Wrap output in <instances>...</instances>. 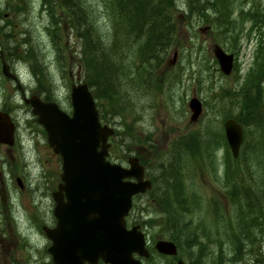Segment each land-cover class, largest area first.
Returning <instances> with one entry per match:
<instances>
[{
	"label": "rangeland",
	"instance_id": "obj_1",
	"mask_svg": "<svg viewBox=\"0 0 264 264\" xmlns=\"http://www.w3.org/2000/svg\"><path fill=\"white\" fill-rule=\"evenodd\" d=\"M192 0H190L191 2ZM28 5L25 10L22 11L21 14H16L18 1L16 0H0V41L1 44L4 43L7 37H4V32L8 31V25L13 24L16 25L14 27H10L9 31L15 36L16 39L23 36L19 33H25L24 38L28 41L27 45L31 47L32 56L38 57V55L46 61V56H48V60L52 59V74L59 79V88H55L52 92L58 99V104L69 111V90L70 86L66 85L69 83V80L74 77V80L78 82L81 77V73L78 70L77 59H79V41L75 37V34L70 33L68 30H64L62 33V39L64 43H68L69 50H72L73 53H66L65 58L62 61V64H58L55 60L56 52L54 50V44L57 42V38L53 31L57 30L56 26H59L61 21L57 22L58 17L55 16L59 14V8L56 9V12H53V15L50 16L48 11H42L40 0H27ZM259 2V3H258ZM257 2V14L256 20L261 22L264 19V0H259ZM16 3V4H15ZM254 3V1H252ZM8 4V5H6ZM236 7H240L239 4ZM235 7V8H236ZM253 5L249 6L250 10ZM185 9V8H183ZM183 9L180 11L181 14H175L174 19L176 21V28H179L183 23H190L196 20L191 19L190 13L183 12ZM189 10V8H187ZM186 10V9H185ZM237 14V13H236ZM231 16V14H229ZM180 17L181 20L178 18ZM231 17H235L238 19H242L237 15H232ZM101 18V17H100ZM100 18L98 23H100ZM98 19V15H97ZM263 24V23H261ZM206 25H198L196 29L197 34H199L200 43L202 42L203 49L206 50L202 54L203 58H207L208 70L213 73L214 81L216 86L219 84H232L235 80V76L237 72L232 73L229 78H224L218 75V65H215L212 53L211 46L214 43L220 44L224 49L225 47H230V41L222 40L220 43L216 42L212 34L209 33V30H203ZM250 24H247L244 29V34H242L241 38L236 36V39L239 41L238 45L231 46L235 47L234 51L236 54L234 55L236 58L237 66L240 67L239 76L241 77L239 84L241 83L242 77L244 73L249 69V65L251 62V50L255 46V39L253 41L247 40L245 35L248 34L250 29ZM260 36L262 37V42L264 46V24L262 25ZM54 29V30H52ZM179 41H182L181 35L178 37ZM260 39V37H259ZM8 46H12V44H8ZM230 47V48H231ZM8 50L10 48L8 47ZM264 50V49H263ZM0 51L3 54H7L6 51L2 50L0 47ZM171 56V54H170ZM264 57V52L261 53V58ZM179 56L177 57V60ZM13 63V64H12ZM11 64L12 69L14 68L20 73V79L22 82L28 80V89H30L31 82L29 81V77L27 76V70L29 68V63L23 62H15V60ZM183 63V62H182ZM184 64V70L182 79L178 83H169L162 90V98L158 99L154 97L156 100V107H149V103L145 100L139 105L137 111L134 113V116L127 118L121 125L122 122L119 119L111 120V124L116 127V129H122L127 126L133 136V140L131 143H128V150L126 153H130L133 155L140 156V159L145 158L146 161H143L144 165L147 166V170L154 171V167L156 166L155 155H160L161 152H165L168 144L174 138H178L181 135H186L188 133L194 132L196 129L204 132V130L209 127L213 130L222 129L221 116L228 115V113H236V109L234 105L226 104L223 108L220 109V113L215 112L216 104H213V98L210 95L204 96L203 89H199L200 86L196 83V79L194 80V74L192 75V79L189 78L188 70L186 69L187 64ZM1 67V66H0ZM66 68L65 71H61V69ZM172 66H168V72H172ZM263 68V67H262ZM177 74L180 72V66H178L175 70ZM13 73V72H12ZM164 74L167 71L163 72ZM69 74H71L70 79L68 78ZM162 76H164L162 74ZM3 75L0 70V103L2 104L4 100L8 102L12 106L13 116L17 121L18 125L21 127L23 132L20 135V143L24 146V156L21 154V150L19 147L9 148L8 147V161H11V165H8V169L15 171L16 169H20V175L23 176L24 186L26 187L27 183L30 189H34L35 185L40 184L45 177L43 175L44 172L50 173L51 175H58L59 170V161L50 151H47L48 147L45 143V136L42 134H37L39 132L38 126L33 122V116L28 107H26L22 101V97L19 92H15V84L9 82V80H3ZM24 79V80H23ZM3 80V81H1ZM2 85H5L3 87ZM130 86H126V89L129 90ZM39 90V89H38ZM262 90V99L264 104V83H261ZM32 91V90H30ZM126 91V90H125ZM124 91V93H125ZM130 91V90H129ZM2 92L8 93V98L4 99ZM192 95L198 96L200 99L204 100L203 104V113L195 124L189 123V110L187 107V102ZM201 99V100H202ZM100 103V102H99ZM1 108L3 105H0ZM212 108V110H211ZM262 113H264V109L262 108ZM259 130L253 129V127H249L247 132V145L245 148L253 149L256 147L252 145L257 140H264V135L262 134L261 128ZM25 129H29L28 131ZM251 131V133H249ZM149 135V142L153 143L156 147V151L154 149H149L147 146L142 145V143H138L139 141H144ZM259 144L261 142H258ZM257 144V143H255ZM259 147V146H257ZM264 151V147L262 148ZM114 152L119 155L118 151ZM5 154L4 146H0V156ZM123 154V153H122ZM224 154L223 150L217 151L218 158L222 159ZM247 159H250L248 157ZM205 166V170H203L199 176H195L192 180V183L188 180L186 184H189V187L196 188L198 191V197H193L191 193L189 194V198L192 202H198L199 208L194 209L191 212V220L195 223L204 222V226L207 230L209 239H213L214 243L210 246V251L216 252L219 250V246L222 249V253L225 254L223 256L228 257L229 253L232 254V243H231V234H235L234 229L232 228L234 225V211L235 205L229 200L226 196V193H229L228 187L226 184L219 183L216 181L213 175L209 173L207 169V161L202 160ZM158 162V161H157ZM161 162V160L159 161ZM250 162H247L246 159H242L239 162L240 167L242 168L243 179H245V183L242 180L238 179L239 185L241 187H233L235 190H231L230 194H234L237 198L239 195L251 194V196L255 195L250 189L254 186L253 178H255V174ZM126 166V162L123 164ZM3 160L0 157V188L2 189L0 197L4 195L5 198V208L8 207V211L4 210L0 205V264H52L51 258L48 253H46L45 248L48 246L47 240L45 236L38 231L36 227L37 215L42 214L43 219L46 222H51L50 216V206L48 199L42 201L40 205V196L33 190L26 189L25 191L19 190L15 184V176L12 178L10 174H4V170L2 169ZM189 167L193 169H198L199 165L192 161L189 162ZM261 172V170L259 169ZM224 166H219L218 173L223 175ZM45 173V174H46ZM41 174V176H40ZM21 177V176H20ZM40 178V181L38 180ZM47 177V176H46ZM159 178V176H157ZM260 180H258L259 182ZM8 182V191L7 184ZM14 182V184H13ZM45 182H49L48 186L55 182L52 178H48ZM260 184V183H257ZM253 185V186H252ZM247 186H252L247 187ZM189 189V188H188ZM8 192V198L6 194L3 192ZM259 197V196H258ZM262 199V197H260ZM233 204H231V203ZM8 204V206H7ZM195 204V203H193ZM262 205V209H263ZM219 207L221 208L220 213L224 215L223 224L221 227L215 226L213 222V218H218ZM148 214H145L147 216ZM14 219L13 223L9 220V217ZM226 217H230L227 219ZM233 220V221H232ZM231 221V222H230ZM150 237L149 239H161V235L155 232L154 229L147 226ZM201 237V235L199 234ZM234 236V235H233ZM259 237V236H257ZM202 238V237H201ZM203 239V238H202ZM205 239V238H204ZM200 242L204 244H208L206 240H200ZM220 243V245H219ZM219 245V246H218ZM248 246L243 245L242 251L248 256ZM205 252V251H204ZM218 252V251H217ZM248 260V258H247ZM245 263V262H243ZM247 263V261H246ZM146 264H160L159 261L157 263L152 260Z\"/></svg>",
	"mask_w": 264,
	"mask_h": 264
},
{
	"label": "trees",
	"instance_id": "obj_2",
	"mask_svg": "<svg viewBox=\"0 0 264 264\" xmlns=\"http://www.w3.org/2000/svg\"><path fill=\"white\" fill-rule=\"evenodd\" d=\"M16 1H18V5L15 13L19 15L25 10L27 3L25 0ZM185 1L183 7L189 8L188 12L197 14L204 20H207L206 15H204L206 9L216 8V5L226 2V0ZM251 1H254L252 3L254 12L250 19L256 21L254 14H257L256 0ZM41 4L42 8L45 9L44 11H48L50 16L59 8V14L55 13V16L58 17L56 21H61V23L54 27L57 33L56 31L52 32L58 39L57 50L61 53L66 49L69 50L68 43H64L62 39L64 30L75 34L79 41V59L77 62L81 68L83 79L91 89L94 98L101 102L100 106L104 115H108L109 119H119L122 122L121 125L135 113L137 105L135 103L136 97L133 94L136 93L135 89L138 90V84L142 88H150L155 80V92L161 93L160 88L163 83L161 74H163L172 48L180 47L178 50L181 59L196 69L194 70L195 77L199 78L200 72L205 67L206 59L202 57L200 51L198 52L199 49L192 38L191 44L195 48L192 51H188L187 48L181 49V41L178 39L179 28H176L174 19L177 12L176 8H179L177 0H41ZM222 5L224 6V4ZM99 18L100 23H98ZM178 18L181 20L180 17ZM214 19H212L213 22ZM188 24L191 25L192 22ZM14 26L16 25H8V32H4V37L8 39L5 40L3 48L5 50L10 48L8 50V62L33 59L31 47L27 45L28 41L24 38L25 33H19L23 36L16 39L9 31V28ZM187 30L191 35V30ZM181 38L184 39L185 36L181 35ZM8 44H12V46H8ZM263 49V44L260 45L259 43L255 52L254 67L245 74L241 84L238 85L239 75H237L235 85L223 86L220 90L215 91V100L224 99L228 105L235 106L236 113H228L225 118H234L244 127L245 133L248 132L249 127L259 130L257 127L261 128L264 124L262 113L264 104L261 90V83L264 82V57L260 61L261 53L264 52ZM165 79L167 82L172 80L170 77ZM207 79L211 80L210 76ZM207 79L205 78V84L208 83ZM126 86H130V91L126 89ZM47 97L50 95L47 94ZM218 107L222 108L220 105ZM126 127L125 125L116 132L117 138L112 145L115 151L119 153L116 157L119 160H125L126 157L130 156V153L126 152L128 143L133 140V136ZM191 139L194 141L195 136ZM183 141V138L176 139L173 145ZM203 141L210 142L216 147L222 142V138L214 130L209 129L204 134ZM246 150L247 148H242L240 158H245L251 151L247 150L245 153ZM168 152L167 163L159 171V179L155 185L156 202L162 211L147 221L156 223L151 225L155 232L174 241L178 247H181L184 230L188 228L191 222L185 219L189 211L185 203L186 196L182 184L184 173L177 164L184 157L183 153L187 151L173 146ZM228 157L230 158L229 154L226 160ZM15 172H18L17 169L11 173L15 174ZM238 173V168L235 170L228 168L229 176H238ZM253 182H255L254 179ZM262 188L255 186V191H258L257 194L246 195V199L243 197L245 204L240 203L242 199L240 196L232 198V202L237 206V216L247 214L252 218L257 212L262 211L261 206L264 205V201L260 199V197L264 198L263 192H261ZM35 224L40 231L42 222L38 220ZM239 226L242 227V225ZM242 234L244 236L239 235L245 241L249 237V231L245 228L242 230ZM243 240L237 236L233 241L232 253L235 260L240 256L243 257V243L241 242Z\"/></svg>",
	"mask_w": 264,
	"mask_h": 264
},
{
	"label": "water",
	"instance_id": "obj_3",
	"mask_svg": "<svg viewBox=\"0 0 264 264\" xmlns=\"http://www.w3.org/2000/svg\"><path fill=\"white\" fill-rule=\"evenodd\" d=\"M213 53L221 71L229 74L232 55L215 47ZM2 73L14 76L6 64ZM72 115L67 116L54 103H44L36 96L25 99L37 122L47 134V142L62 162L61 183L53 193L55 203L54 228H43L50 241L48 253L53 264H95L101 259L107 264H140L132 254L146 256L144 237L138 227L126 228L125 216L133 195L150 187L143 180V168L136 158L128 160L129 168L110 164L107 156L108 137L113 130L101 127L94 101L86 84L72 86L70 93ZM191 120L201 111L200 102H189ZM227 142L234 156L242 141V129L234 120L224 123ZM14 126L9 117L0 112V143L11 146ZM135 179L134 182L125 179ZM157 251L174 255L171 242L158 241ZM178 264H182L179 262Z\"/></svg>",
	"mask_w": 264,
	"mask_h": 264
},
{
	"label": "flooded vegetation",
	"instance_id": "obj_4",
	"mask_svg": "<svg viewBox=\"0 0 264 264\" xmlns=\"http://www.w3.org/2000/svg\"><path fill=\"white\" fill-rule=\"evenodd\" d=\"M6 110L8 111V103L6 105ZM4 148H5V154L3 156H0V157L3 160V164H4V166H2V169L4 170V174L8 175V146H4ZM207 169L209 170L210 174H213L212 173V170H213L212 164L208 165ZM43 175H46L47 177H49L50 174H48V173L44 174L43 173ZM147 178L150 179L149 176H147ZM150 181L152 182L151 179H150ZM6 186H7V191H8V182H7ZM0 191L2 192L1 188H0ZM3 192L6 194V197L8 198V192H5V191H3ZM146 193L137 195L135 197V200L136 201L143 200L146 197V195H147ZM3 209L8 211V207L7 208H3ZM40 217L42 218L43 215L40 214ZM262 225H263V232L261 233V236L259 238H255V239L252 238L251 239L252 242L255 241V242H260L261 243V255H260V263L259 264H264V213H263V216H262ZM190 241H191V239H189V238H184L183 239V247H182V252H181L180 258L179 257H173V256L169 257V256L162 255L164 260L159 262V263L160 264H177L178 261L181 260L183 262V264H218L219 257H218L216 252H214L213 254L208 253L207 255H205V254L202 255L201 253H199V246L198 245H192L191 246L189 244ZM148 250L151 252L150 256L148 258H139L138 256H135V258L139 259L140 262L143 263V264H146V263L150 262L151 260L153 262L157 263L156 259L160 255L152 254V249L150 247L148 248ZM248 253L249 254L253 253V251L250 250ZM162 256H160V257H162ZM152 257H153V259H152ZM97 264H104V263L99 260L97 262ZM246 264H258V263L255 261V258H251V261L248 259Z\"/></svg>",
	"mask_w": 264,
	"mask_h": 264
},
{
	"label": "bare ground",
	"instance_id": "obj_5",
	"mask_svg": "<svg viewBox=\"0 0 264 264\" xmlns=\"http://www.w3.org/2000/svg\"><path fill=\"white\" fill-rule=\"evenodd\" d=\"M157 17V16H156ZM201 107H204L203 105Z\"/></svg>",
	"mask_w": 264,
	"mask_h": 264
}]
</instances>
